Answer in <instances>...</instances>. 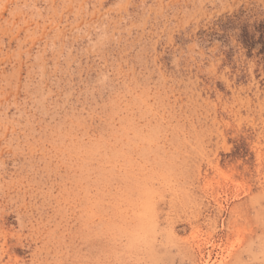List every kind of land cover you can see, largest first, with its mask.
<instances>
[{
  "label": "rangeland",
  "instance_id": "1",
  "mask_svg": "<svg viewBox=\"0 0 264 264\" xmlns=\"http://www.w3.org/2000/svg\"><path fill=\"white\" fill-rule=\"evenodd\" d=\"M235 15L264 0H0V264H264Z\"/></svg>",
  "mask_w": 264,
  "mask_h": 264
},
{
  "label": "trees",
  "instance_id": "2",
  "mask_svg": "<svg viewBox=\"0 0 264 264\" xmlns=\"http://www.w3.org/2000/svg\"><path fill=\"white\" fill-rule=\"evenodd\" d=\"M220 27L224 31L237 29L239 41L248 49L249 54L256 50V55L264 64V22L250 24L242 15H235L227 17L225 22L220 23Z\"/></svg>",
  "mask_w": 264,
  "mask_h": 264
}]
</instances>
